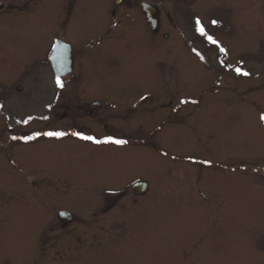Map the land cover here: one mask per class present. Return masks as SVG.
<instances>
[{"label": "rangeland", "instance_id": "rangeland-1", "mask_svg": "<svg viewBox=\"0 0 264 264\" xmlns=\"http://www.w3.org/2000/svg\"><path fill=\"white\" fill-rule=\"evenodd\" d=\"M56 2L44 0L43 10L48 14ZM127 3L120 8L133 11L135 7ZM154 3L160 8L162 33L167 31L169 35V39L161 41L176 47L170 51L162 49L160 59H168L176 66L168 60L160 62L159 73L165 77H129L124 89L141 94L150 91L156 96L169 92L180 98L188 95L181 99L182 106L188 107L187 125H169L156 132L151 126L155 115L152 112L150 118L140 120L145 123L144 130L138 131H143L141 136L138 129H129L138 137L155 132L154 138L167 153L130 148L129 171L122 180L130 185L143 179L150 188L136 204L115 211L118 213L111 218V239L104 236L99 239L101 242L90 238L77 243L79 248L88 249L90 241L95 242L92 250L98 252L88 259L75 258L80 257L79 253H70L75 259L72 264H264V175L259 174L264 171V120H259L264 111V0ZM135 4L141 9L140 0H135ZM39 27L18 34L15 57L0 61V96L10 93L12 110L20 115L40 110L52 91L60 87L46 59L51 50L48 43L62 30L51 25L43 30ZM208 36L218 43H211ZM237 68L249 75L238 74ZM102 69L109 71L107 66ZM170 73L177 77H168ZM10 79L15 81L11 83ZM231 82H238L239 87L229 89ZM207 90L215 92L201 93ZM199 95L202 98L195 101ZM39 123L33 119L27 130L18 132L33 131ZM76 145L65 143L66 149L72 150L65 159L62 183L89 186L93 165L81 159V152L74 151L80 150ZM90 149L92 153H87V157L91 159L99 148ZM6 163L1 161L0 165L8 170ZM7 170L1 173V186L11 184ZM254 170L256 173H251ZM27 178L31 183L35 179ZM96 182L100 186L111 185L110 180L103 178ZM3 195L7 201L10 193ZM31 215L34 220L33 210ZM24 228L11 227L10 220L3 225L6 232L20 236L0 240V263H61L52 257L55 244L49 242L45 250L40 241L24 235ZM66 241L71 249L78 248L73 247V240H61Z\"/></svg>", "mask_w": 264, "mask_h": 264}, {"label": "flooded vegetation", "instance_id": "flooded-vegetation-1", "mask_svg": "<svg viewBox=\"0 0 264 264\" xmlns=\"http://www.w3.org/2000/svg\"><path fill=\"white\" fill-rule=\"evenodd\" d=\"M128 1L129 6L135 7L133 11L120 8L126 6ZM154 1L140 0L141 9H138L135 0H68L66 3L65 0H57L54 10L47 14L43 10L44 0H0V61L15 57L18 34H27L36 25H40L39 30H43L44 26H57L62 32L53 36L48 43L51 50L46 65L51 69V74L63 83V87L52 91L40 110L25 115L12 110L13 97L10 93L5 97L0 96V163L7 162L8 168L0 165V177L7 170L11 178L10 185H0V240L20 236L17 233L14 237L9 230L6 232L2 229L10 220L11 227L23 225L24 235L40 241L45 250L49 242L55 244L52 257L61 263L72 264L75 259L70 256L77 253L80 257L75 258H92L90 254L94 252L95 256L98 252L92 250L96 243L90 241L88 249H84L79 248V242L89 241L90 238L101 242L99 239L104 236L111 239L114 223L111 218L118 213L115 211L119 207L125 210L129 205L136 204L137 199L150 188L143 179L130 185L122 180L129 171L127 161L130 148L133 151L153 148L161 153L167 152L157 143L155 132H146L138 137L129 129L141 130L145 123L140 120L150 118L152 112L155 115L151 119V126L156 132L169 125L174 128L187 125L188 119V107L182 106L181 100L188 98V95L180 98L169 92V95L156 96L150 91L141 94L124 89L129 77H165L159 73V63L168 59L162 61L160 52L162 49L170 51L176 48L172 43L161 41L169 39V35L167 31L162 33V16ZM145 3L148 4L147 9ZM57 42L70 49L71 59L70 72L60 76L55 74L50 61ZM7 47H10L9 52ZM42 59H45L44 56ZM103 66H107L109 71L103 72ZM168 77L177 76L170 73ZM9 81L13 83L15 80ZM231 83L229 89L239 87L238 82ZM214 92L207 90L201 93ZM164 97L169 99L165 100ZM195 97V101H199L202 95ZM261 116H264V111L260 112L259 120ZM33 119L40 121L38 128L18 132L27 130ZM63 126L68 128L64 129ZM46 132H63L65 135L50 137L44 135ZM141 132H138L140 136ZM28 136L34 138L24 139ZM82 137H93L94 140ZM108 137L126 143L105 142ZM67 141L77 144L80 150L74 151L81 152V159L93 165L91 171L94 175L90 181L94 185L76 187L62 183L65 159L72 150L70 147L66 149ZM91 147L99 148V152L90 159L87 153H92L89 151ZM6 158L8 160L4 161ZM259 174L264 175V171ZM33 176L35 179L31 183L27 177L32 180ZM98 178L110 180L111 185H97ZM137 183H146L142 192L135 191ZM8 192L9 199L5 201L3 193ZM32 210L34 220L30 217ZM34 224L35 229L32 228ZM64 239L73 240L76 242L73 247L78 248L71 249L68 241L61 242ZM0 264H10V261L4 260Z\"/></svg>", "mask_w": 264, "mask_h": 264}, {"label": "water", "instance_id": "water-1", "mask_svg": "<svg viewBox=\"0 0 264 264\" xmlns=\"http://www.w3.org/2000/svg\"><path fill=\"white\" fill-rule=\"evenodd\" d=\"M145 8L147 9L148 4L145 3ZM62 42H57L51 55L50 61L52 63L54 72L57 76L64 75L71 70V59H70V49L61 46ZM146 187V183H137L134 186L136 192H142Z\"/></svg>", "mask_w": 264, "mask_h": 264}, {"label": "snow or ice", "instance_id": "snow-or-ice-1", "mask_svg": "<svg viewBox=\"0 0 264 264\" xmlns=\"http://www.w3.org/2000/svg\"><path fill=\"white\" fill-rule=\"evenodd\" d=\"M213 23H215V22H213ZM197 25H200V21H199V20H197ZM198 30H199L202 34H206V33L204 32L203 27H199ZM208 40H209L211 43H214V44H217V43H218V42H217L213 37H211V36H208ZM221 51L223 52V51H225V49L221 48ZM236 72H237L238 74H242V75H249V73H247L246 71H242V69H240V68H237V69H236ZM56 83H57L58 86L63 87V83L59 80V78H57ZM261 119L264 120V116H261ZM44 135H46V136H50V137H62V136L65 135V133H63V132H46V133H44ZM77 135H78V134H77ZM14 138H15V137H14ZM33 138H34V137H31V136L24 137V139H26V140H27V139H33ZM82 138H83V139L94 140L93 137H82ZM108 141H111V142L116 143V144H124V143H126V141H124V140H112L111 137H108L107 140H106L105 142H108ZM95 142L100 143V141H95Z\"/></svg>", "mask_w": 264, "mask_h": 264}]
</instances>
